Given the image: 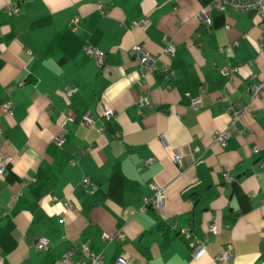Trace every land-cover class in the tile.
<instances>
[{"label":"crops","instance_id":"1","mask_svg":"<svg viewBox=\"0 0 264 264\" xmlns=\"http://www.w3.org/2000/svg\"><path fill=\"white\" fill-rule=\"evenodd\" d=\"M9 5L20 12L8 14ZM215 5L0 0V149L13 159L0 176V264H81L82 248L103 264L121 256L130 264H264V92L252 100L248 91L264 81L260 17ZM201 10L211 13L210 26L199 22ZM143 19L146 26L134 27ZM166 41L175 44L172 56ZM136 44L157 58L144 81L129 55ZM86 46L106 54L104 66ZM224 65L238 73L226 78ZM201 84L207 92L196 111L186 94L199 96ZM66 87L78 92L68 96ZM143 97L149 105L140 112ZM104 107L116 118H104ZM241 107L248 112L231 126V111ZM87 113L92 126L83 123ZM226 129L223 147L214 135ZM153 182L166 190L164 206L142 211ZM212 223L217 232L207 235ZM42 237L51 242L46 251L32 246ZM195 239L206 249L200 259ZM228 248L232 257L219 262Z\"/></svg>","mask_w":264,"mask_h":264},{"label":"built area","instance_id":"2","mask_svg":"<svg viewBox=\"0 0 264 264\" xmlns=\"http://www.w3.org/2000/svg\"><path fill=\"white\" fill-rule=\"evenodd\" d=\"M101 9V6H99ZM216 9L219 11H234V12H249V11H256L259 14L260 17V36L257 42L258 50L261 54L264 55V0H216ZM6 12L10 15H17L20 12V8L18 6L9 5L6 7ZM198 20L199 22L204 26H210L212 24V16L211 13L208 10H201L198 14ZM79 18H74L70 26L72 29H76L79 24ZM147 20L143 19L137 23L134 24V27H144L147 25ZM176 51L175 44L170 41H166V46L164 48V54L166 55H174ZM84 52L86 55L90 57H94L98 66L102 67L104 66L106 62V54L100 50L94 49L91 46H86L84 48ZM129 55L131 58L136 59L139 62L140 65V76L142 81H144L147 76L153 74L157 67L156 62L157 58L151 54L143 44H136L132 47V49L129 52ZM220 73L225 76L226 78H232L238 73V68H233L229 65H224L219 68ZM199 90V96L197 97H191L190 94H186L187 98L190 99V107L194 110H199L203 106V95L207 92V85L201 84L198 87ZM66 94L68 96H71L73 94H76L78 92V88L76 87H66L65 89ZM249 96L253 100L257 98L261 93L264 92V81L257 82L255 84H252L249 89ZM149 105V101L146 97H143L140 99V101L137 103L138 110L140 112H143V110ZM11 104L6 103L3 108L5 113H9L11 111ZM248 112V109L246 107L237 108L231 111L230 114V123L231 126L236 124L238 121H240L244 115ZM102 115L106 119H112L116 118V113L108 108H103ZM66 118L69 122L74 121V117L71 112H69L66 115ZM83 123L88 126H92L94 121L93 117L90 113H87L83 117ZM67 134L66 129H62L61 132L54 138V144L61 148L65 144V137ZM229 132L228 129L226 130H219L215 132L214 140L216 143H218L220 146H226L227 141L229 140ZM12 157L7 156L2 153V150L0 149V176H4L7 171V166L12 163ZM154 162V158H149L145 161L146 166L152 164ZM173 162L175 165L180 166L181 165V158L178 156H175L173 159ZM225 179L228 180L229 176L228 174L225 175ZM82 185L84 188L88 189L91 185V179L89 177H85L82 180ZM149 188L152 192V195L150 197L144 196L143 197V205H142V211L147 210H154L159 211L165 203L166 200V190L162 186L156 184V183H150ZM20 195V193L16 194V196ZM65 207L67 210L72 209L73 205L68 202L65 204ZM217 232V225L216 223H212L207 231V235H213ZM182 234L185 235L187 239L191 238L190 230L184 229L182 231ZM124 238L123 233L117 234L116 239L122 240ZM104 239L106 241H111L113 238H111L108 235H104ZM50 240L46 237L38 238L32 243V246L38 250V251H46L50 248ZM81 254L84 258L87 259V261H83L81 264H103L104 258L102 255L93 254L89 249L82 248ZM206 254V249L204 246V243L201 240L195 239L194 240V249L192 251V255L195 259H200ZM70 255H67L64 257L65 260L69 259ZM232 257V250L230 248L223 250L220 252V254L217 257V260L219 262H225L229 260ZM115 264H130V261L127 257L121 256L118 258Z\"/></svg>","mask_w":264,"mask_h":264}]
</instances>
